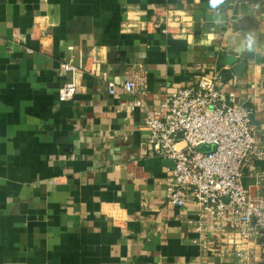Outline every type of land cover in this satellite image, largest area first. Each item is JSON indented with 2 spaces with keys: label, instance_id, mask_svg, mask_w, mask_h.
Wrapping results in <instances>:
<instances>
[{
  "label": "crops",
  "instance_id": "0c3cea01",
  "mask_svg": "<svg viewBox=\"0 0 264 264\" xmlns=\"http://www.w3.org/2000/svg\"><path fill=\"white\" fill-rule=\"evenodd\" d=\"M164 8L189 15L186 36L144 30ZM79 55L94 57L89 72L63 71ZM213 71L253 110L263 148L264 0H0V264H238L225 218L167 202L172 166L151 156L143 125ZM243 183L264 197V160Z\"/></svg>",
  "mask_w": 264,
  "mask_h": 264
},
{
  "label": "built area",
  "instance_id": "2783aa9c",
  "mask_svg": "<svg viewBox=\"0 0 264 264\" xmlns=\"http://www.w3.org/2000/svg\"><path fill=\"white\" fill-rule=\"evenodd\" d=\"M155 14V20L144 24L147 32L158 31L174 38L189 33L188 14L166 8ZM67 50L75 52L73 46ZM93 58L70 56L62 69L67 73L89 72L86 62L95 63ZM223 80L218 71L198 76L193 87L166 95L159 107L146 116L143 125L151 156L174 163L166 183L167 202L181 207L190 197L218 221L225 218L238 237V264H254L255 251L248 244L264 248V197L251 195L243 178L244 170L252 168L255 161L264 160V147H259L254 135L253 110L237 104L222 91L219 84ZM143 84L142 80L132 79L125 81L122 88L135 97ZM76 90L73 83L63 85L59 100L72 99ZM109 94H115L112 83ZM138 107L142 103L136 100L131 109ZM200 147L208 150L201 151Z\"/></svg>",
  "mask_w": 264,
  "mask_h": 264
},
{
  "label": "water",
  "instance_id": "95a60500",
  "mask_svg": "<svg viewBox=\"0 0 264 264\" xmlns=\"http://www.w3.org/2000/svg\"><path fill=\"white\" fill-rule=\"evenodd\" d=\"M228 65H229L230 67H232L233 69L239 68V67H237V65L235 64V60H234V58H230V60H229V62H228ZM200 150H201V151H205V150H208V149H207V148H204V147H200ZM165 164H166L167 166H172V168L174 167V163H173L172 161H165Z\"/></svg>",
  "mask_w": 264,
  "mask_h": 264
},
{
  "label": "clouds",
  "instance_id": "9594fccd",
  "mask_svg": "<svg viewBox=\"0 0 264 264\" xmlns=\"http://www.w3.org/2000/svg\"><path fill=\"white\" fill-rule=\"evenodd\" d=\"M222 0H211L212 5L215 7L217 4L221 3Z\"/></svg>",
  "mask_w": 264,
  "mask_h": 264
}]
</instances>
